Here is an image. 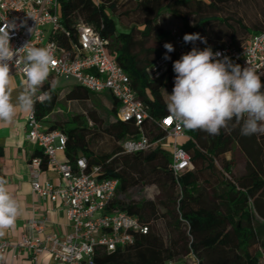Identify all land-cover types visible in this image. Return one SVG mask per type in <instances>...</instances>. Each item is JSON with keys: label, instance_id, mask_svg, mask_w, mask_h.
Listing matches in <instances>:
<instances>
[{"label": "trees", "instance_id": "16d2710c", "mask_svg": "<svg viewBox=\"0 0 264 264\" xmlns=\"http://www.w3.org/2000/svg\"><path fill=\"white\" fill-rule=\"evenodd\" d=\"M232 1L243 14L242 5L255 10L243 16L230 10ZM58 14L60 28L73 39L78 23L92 26L104 39L109 54L129 75L137 98L147 107L149 118L143 129L153 141L164 135L158 121L170 113L163 90L167 87L172 94L176 76L173 60L165 78L155 80L150 75L153 62L166 54L168 19H179L182 33L205 38L198 50L210 47L214 52L227 38L232 46L240 45L264 32V0H59ZM118 24L128 30L118 31ZM58 37L67 44L63 33ZM41 93L51 99L35 102L36 117L46 131L65 135L66 162L74 168L76 159L84 157L86 171L98 168L99 179L117 180L107 212H125L148 228L146 234L134 233L131 244L114 251L96 246L92 264H188L191 256L198 264H264V135H242L243 121L235 118L218 135L187 129V139L179 144L190 156L192 169L174 175L166 149L123 151L122 143L136 138L138 130L117 118L119 105L110 94L111 108L103 109L113 122H108L104 133L113 146L109 153L99 154L90 147L86 117L76 115L61 124L49 119L58 100L52 77L38 89L37 94ZM89 96L75 85L65 99L84 101ZM233 144L245 157L243 171L236 172L225 157ZM150 184L159 187L163 199L136 202L128 197Z\"/></svg>", "mask_w": 264, "mask_h": 264}, {"label": "built area", "instance_id": "2783aa9c", "mask_svg": "<svg viewBox=\"0 0 264 264\" xmlns=\"http://www.w3.org/2000/svg\"><path fill=\"white\" fill-rule=\"evenodd\" d=\"M58 11L59 0H0V26L14 25L9 28L13 49L22 48L28 43L30 47H44L52 52L56 63L48 79L52 77L72 82L89 93H108L117 100V118L133 124L138 130L136 138L122 143L125 153L146 152L155 146L166 149L169 141L170 169L173 174L191 170L190 156L179 144L180 140L187 139V128L167 114L158 121L164 133L162 138L154 141L148 138L143 129L149 118L147 107L137 98L129 75L109 54L104 39L92 26L84 23L76 25V39H73L69 32L60 28ZM59 33H63L66 45L59 40ZM184 35L177 27L169 29L163 50L167 53L164 44L171 43L174 51L167 53L170 59L162 57L153 62L150 68L153 79L165 78L171 60L177 61L193 49L189 43L184 42ZM215 52L221 53L219 59L227 56L241 68L251 67L264 81V32L250 36L245 43L237 46L225 41L222 48ZM12 71L22 76L25 82L20 69L12 66ZM41 96L45 95L37 94L34 99L42 102L38 99ZM25 140L35 144L41 153L29 161L32 191L51 202L62 201L71 232L62 237L45 234V219L33 218L27 224L29 235L21 237L17 244L0 241V257L9 248H19L29 252L33 264H36L38 256L43 252L49 253L58 264H92L96 246L114 251L131 244L134 233L148 232L146 226L125 212H107L109 203L116 195L117 180L99 179L98 168L86 171L84 157L76 159L74 168L70 163L57 159V153L64 152L66 137L58 130L46 131L35 111L27 115ZM43 162L59 175L60 185L48 181L40 183ZM40 235L43 237L40 238ZM188 264H198V261L191 256Z\"/></svg>", "mask_w": 264, "mask_h": 264}, {"label": "clouds", "instance_id": "9594fccd", "mask_svg": "<svg viewBox=\"0 0 264 264\" xmlns=\"http://www.w3.org/2000/svg\"><path fill=\"white\" fill-rule=\"evenodd\" d=\"M0 26V121L11 123L17 109L31 113L37 91L48 79L56 61L52 52L44 47L13 49L10 44L9 28ZM185 43L205 38L198 33L185 34ZM167 53L174 51L171 43H165ZM21 53H24L21 56ZM164 56L165 60L170 56ZM221 53L205 48H193L173 63L176 73L174 88L168 95L167 110L170 118L190 130H204L218 135L221 128L227 130L234 118L243 121L241 134L264 135V81L251 67L241 68ZM20 69L25 77L22 90L13 102V75L11 67ZM40 100L50 96L38 97ZM8 181L0 177V237L5 230L14 226L20 206L10 193ZM2 259V257H0Z\"/></svg>", "mask_w": 264, "mask_h": 264}, {"label": "crops", "instance_id": "0c3cea01", "mask_svg": "<svg viewBox=\"0 0 264 264\" xmlns=\"http://www.w3.org/2000/svg\"><path fill=\"white\" fill-rule=\"evenodd\" d=\"M123 29L126 31L128 27L123 26ZM204 44L202 43V45ZM192 45L193 43H191ZM11 74L13 75L12 99L15 103L16 97L22 90L24 79L14 71ZM53 80L54 84L61 82L55 78ZM165 92L163 90V96L165 101L168 102ZM27 115L28 113L17 109V114L11 123L0 121V177L8 181L7 187L20 206V212L14 226L6 229L5 235L0 237V241L7 242L10 245L17 244L21 237L29 235L27 224L33 218L45 219V234L62 237L71 232V226L62 201L51 202L49 199L39 197L32 191L29 161L39 149L35 144L25 140ZM57 159L60 162L66 161L63 152L57 153ZM39 181L40 183L48 181L53 185L61 184L59 175L48 167L41 171ZM39 237L42 238L43 235ZM1 264H33V262L27 250L9 248L2 255ZM36 264L58 263L52 259L49 253L43 252L38 256Z\"/></svg>", "mask_w": 264, "mask_h": 264}, {"label": "rangeland", "instance_id": "374dc122", "mask_svg": "<svg viewBox=\"0 0 264 264\" xmlns=\"http://www.w3.org/2000/svg\"><path fill=\"white\" fill-rule=\"evenodd\" d=\"M205 1V0H204ZM209 1V0H206ZM230 10L236 11L237 13H241L238 8H236V4L232 1L229 4ZM248 8V9H247ZM245 8L243 5L241 9L246 11L247 15H252L253 10L250 7ZM245 13H241L245 16ZM253 17V16H252ZM189 19H191L189 17ZM171 27H177L181 30L182 23L179 19H168L165 22L164 28L170 29ZM118 31H125L123 26L120 24L117 25ZM169 36V35H168ZM229 43L231 39H225ZM202 46V42L197 40L193 43L192 47L198 48ZM56 81V80H55ZM74 84L72 82H58L54 84V87L58 91V100L56 104V108L54 112L51 114L49 119L51 121H65L67 118L74 117L76 115H80L86 117L88 119L89 125V133H88V140L90 142V147L97 153H109L112 149V141L108 138L107 134L104 133V128L107 126L108 122H113V119L110 118L104 111V109H110L111 104L109 103V95L108 93L102 94H93L89 96L88 99L84 101H67L65 99L66 93L71 89ZM164 91H166L165 95L168 97L170 95V90L165 87ZM104 108V109H103ZM91 118L96 119V123H94ZM169 141L166 143V150L170 151L171 147L168 145ZM226 159L232 162V165L236 172L243 171L245 168L246 160L240 149L237 145L233 144L230 151L226 154ZM217 168L220 166V162H215ZM205 176V174H204ZM206 177V176H205ZM128 197L133 201H140V200H149V201H156L158 198L163 199V195L158 186L156 185H148L144 188H138L131 191Z\"/></svg>", "mask_w": 264, "mask_h": 264}]
</instances>
